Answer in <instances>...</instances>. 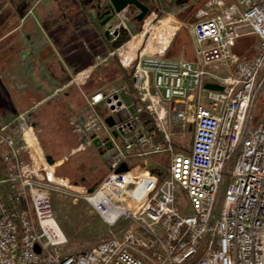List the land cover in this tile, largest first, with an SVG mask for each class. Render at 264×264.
<instances>
[{
    "label": "built area",
    "instance_id": "built-area-1",
    "mask_svg": "<svg viewBox=\"0 0 264 264\" xmlns=\"http://www.w3.org/2000/svg\"><path fill=\"white\" fill-rule=\"evenodd\" d=\"M203 6L190 25L198 63L163 56L177 26L148 19L134 33L126 7L116 20L130 38L71 76L82 85L116 55L134 65L129 81L83 93L86 141L109 173L92 190L78 186L74 199L109 227L101 242L58 251L67 236L52 193L71 185L56 176L26 112L0 124V264H264V111L253 124L264 93V0ZM250 34L256 54L241 59L235 47ZM220 64L235 71L222 74ZM206 79L223 89H204Z\"/></svg>",
    "mask_w": 264,
    "mask_h": 264
},
{
    "label": "crops",
    "instance_id": "crops-1",
    "mask_svg": "<svg viewBox=\"0 0 264 264\" xmlns=\"http://www.w3.org/2000/svg\"><path fill=\"white\" fill-rule=\"evenodd\" d=\"M70 1L0 0V124L26 112L27 122L32 130L34 131V127L41 129L34 131L38 142L39 137L44 141L48 137L42 132L48 117L57 115L52 126L61 120L60 108L66 106L72 110L70 101L76 105L80 101L85 104L83 93L88 92L86 86L90 78L82 85L70 83L73 72L92 64L98 55H105L111 50L110 41L100 34L103 18L100 15L97 17L98 11L103 12L109 0H79L82 15L88 19L85 24L79 20V14L74 17L69 15ZM127 20L131 31H138L141 24L134 20V15H129ZM178 29L180 25L176 27ZM100 39H104L108 52L96 51V43ZM192 39L196 51L193 34ZM172 42L173 39L164 57H191L188 45L179 53L169 55ZM208 84H211L210 79H206L204 89L209 88ZM40 108L47 110L45 117L40 116ZM84 109L85 107L80 112L84 113ZM75 114L78 113H73L74 120L82 128L84 116L82 114L78 118ZM82 131L86 141V132ZM39 145L44 152V143L41 146L39 142ZM88 145L97 148L96 144ZM23 156L28 158L27 152Z\"/></svg>",
    "mask_w": 264,
    "mask_h": 264
},
{
    "label": "rangeland",
    "instance_id": "rangeland-1",
    "mask_svg": "<svg viewBox=\"0 0 264 264\" xmlns=\"http://www.w3.org/2000/svg\"><path fill=\"white\" fill-rule=\"evenodd\" d=\"M140 1L151 8V10L149 9L145 20L151 19V21L155 24V27L157 26L158 28L160 25L169 24L172 29L173 26L180 25V29L176 30L175 34H173L172 39L174 41L178 33L184 34L186 31L189 34L188 36L192 37L193 33L191 32L190 25L193 21L198 19V12L204 7L203 5H205L207 0ZM70 2L71 5L69 15L74 17L79 14V20L83 21L84 24L87 23L88 19L82 15L79 0H71ZM129 9L130 11L132 10L131 6H129ZM101 12L102 11H98V16L96 15L98 18ZM133 14L134 10H132V15ZM143 23L139 26L138 31H140ZM154 31L155 30L147 33L141 48H143L147 42L148 36H150V40L152 39ZM100 34L105 38L104 27L101 29ZM192 40L188 44L189 49L192 52L191 57H188V59L197 63L199 59L197 58V53ZM258 43L259 38L254 34L242 36L238 40L235 52L240 55L241 59L252 58L256 54ZM104 44V39H100V41L96 43V51L103 53L107 50L108 52L109 49L106 48ZM235 68L236 65H232L229 69L220 64L219 68L216 70L222 74H228L230 72L233 73ZM61 103H63V101ZM70 103H72V110L66 106L60 108L59 111L61 113V120L52 126L51 123L57 119V115L54 114L56 117L52 118L51 116H47L48 118L45 121L46 123L43 125L42 132L44 133L43 135H47L48 137H45V141L39 137L41 146L43 143L46 146H42L46 157L48 154H51L54 158L52 163L54 165L55 174L58 167H61L63 162L67 161L70 163V165H68L69 170L66 169V171L61 168V172L57 173L56 176L66 178L65 180L67 183L73 187H66L64 190L54 191L52 193L54 215L57 217L67 236L66 243L58 247V251L60 253H72L86 250L90 246L101 242L111 234L109 227L104 223L98 214H92L89 211V207L83 199H74L77 194L75 190H79V188H77L78 186H82L87 190L92 188L94 189V185L97 187V185L107 176L109 168L105 158L100 154L98 148L94 145H88L84 140L85 136L83 139V127L81 128V124L74 120L75 116L73 113L77 112L78 114L75 115H78V118L82 116V114L84 115V113L80 111L85 107V104L83 101H80L79 105H76L72 101H70ZM39 110H42L40 111V116L45 117L47 110L44 108H40ZM71 111H73V113ZM263 111L264 93H262L259 98L253 124L258 122ZM39 130L41 129L37 130L34 127L35 132ZM192 137L193 132L187 134L185 138L186 144H189V142L192 141ZM47 147H49V149ZM2 150L3 149L0 145V189H3L6 177L2 162ZM51 150L53 152H51ZM67 157H69V161L66 159ZM162 163L167 165V161Z\"/></svg>",
    "mask_w": 264,
    "mask_h": 264
},
{
    "label": "trees",
    "instance_id": "trees-1",
    "mask_svg": "<svg viewBox=\"0 0 264 264\" xmlns=\"http://www.w3.org/2000/svg\"><path fill=\"white\" fill-rule=\"evenodd\" d=\"M150 10H151V8H150ZM134 20H136L135 16H134ZM143 22H144V20L141 22H138V23L141 24ZM188 35L189 34L187 33V31L184 34H181V33L177 34V36L175 37V39L172 43V46H171L172 51L170 50L171 53H169V55L179 53L182 49H184L191 42L192 37H190ZM129 38H130V35L127 32H121L120 36L115 41L116 44H113V42H110L111 49L118 47L119 45H121L122 43L127 41ZM169 55H167V56L170 57ZM133 69H134V65H131L129 67L123 66L121 63V57L119 55H116L113 58L112 63L109 67H107L102 72H95L90 77V82L86 86V90L89 93H92V92L98 91L100 89H104V88L108 87L110 84L117 82V81H123V80L129 81V77H130ZM48 155H50L51 159L54 160V158L52 157L51 154H48ZM66 159L68 161L70 160L69 157H67ZM61 165H60L61 167H58L56 174L61 172V168L64 170L68 169V165H70V163L66 161V162H63ZM58 178H63V177H58ZM94 188H95V185H94Z\"/></svg>",
    "mask_w": 264,
    "mask_h": 264
},
{
    "label": "water",
    "instance_id": "water-1",
    "mask_svg": "<svg viewBox=\"0 0 264 264\" xmlns=\"http://www.w3.org/2000/svg\"><path fill=\"white\" fill-rule=\"evenodd\" d=\"M129 6H135L140 10V12L135 15V19L138 22L145 20L150 8L140 0H109V2L104 6V13L102 15L104 18L101 20V25L104 27L105 38L108 41L113 42V44H116V39L120 36L121 32H123L122 29L117 27L118 21L116 20V13ZM208 87L218 90L223 89L222 85L216 83L208 84ZM48 158L50 159V156ZM50 161L53 162L51 159ZM127 169V164L123 163L117 168V171L120 172ZM36 249L40 251L39 245L36 246Z\"/></svg>",
    "mask_w": 264,
    "mask_h": 264
},
{
    "label": "flooded vegetation",
    "instance_id": "flooded-vegetation-1",
    "mask_svg": "<svg viewBox=\"0 0 264 264\" xmlns=\"http://www.w3.org/2000/svg\"><path fill=\"white\" fill-rule=\"evenodd\" d=\"M149 8H150V7H149ZM131 9L134 10V14H133L134 16L140 12V10H139L137 7H135V6H131ZM132 10L130 11V14H132ZM103 13H104V11L101 12L100 16H102ZM147 15H148V14H147ZM102 18H104V17L102 16Z\"/></svg>",
    "mask_w": 264,
    "mask_h": 264
},
{
    "label": "bare ground",
    "instance_id": "bare-ground-1",
    "mask_svg": "<svg viewBox=\"0 0 264 264\" xmlns=\"http://www.w3.org/2000/svg\"><path fill=\"white\" fill-rule=\"evenodd\" d=\"M164 25V24H163ZM159 33V30H157V34ZM139 37H135L134 40L132 41V46L134 47L136 43L138 42Z\"/></svg>",
    "mask_w": 264,
    "mask_h": 264
}]
</instances>
